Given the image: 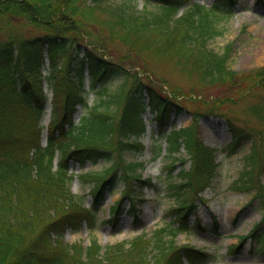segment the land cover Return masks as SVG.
Here are the masks:
<instances>
[{"label":"trees","instance_id":"1","mask_svg":"<svg viewBox=\"0 0 264 264\" xmlns=\"http://www.w3.org/2000/svg\"><path fill=\"white\" fill-rule=\"evenodd\" d=\"M84 1L0 0V264L204 263L211 254L177 242L180 233L190 230L194 197L211 186L218 167L216 150L204 144L193 125L173 127L164 135L169 154H179L184 147L191 164L179 174V183L170 187V195L177 199L174 219L151 237L141 234L130 242L108 247L97 240L87 247L65 243L62 236L67 229L78 230L84 223L94 229L96 225L93 211L85 209L83 200L69 188L73 179L70 167L115 160L101 172L83 175L94 184L98 203L108 188L123 182L122 198L112 208L109 222L113 224L122 213L124 198L135 200L137 191L154 187L138 172L142 164L128 163L124 155L144 150L138 137L145 131L147 106L156 111L160 129L167 125L175 107L182 110L173 99L179 89L175 88L174 96L157 94L142 82L140 72L127 69L125 61H129L130 53L118 63L106 59L107 44L122 41L143 60L142 70H148L147 56L172 57L208 85L229 83L238 89L241 74L228 66L231 46L219 52L209 45L222 32L216 19L229 13L237 0H216L209 8L194 0H147L157 11L144 14L130 12L128 2H122L106 8L111 18L102 23L96 19L95 10L104 0H92L90 5ZM15 23L35 26L41 34L20 35L12 29ZM85 70L90 77L89 90L95 95L91 105L83 88ZM244 75L251 86L264 84V67ZM119 76L125 82L133 78L132 87L107 95L105 84ZM45 83L52 93V111L43 146L40 121L48 100ZM145 89L151 99L148 105L143 97ZM208 100L203 102L206 113L227 115L219 111L221 101ZM79 107L83 111L76 122ZM247 112L264 121V103L249 106ZM226 118L232 134L228 153L243 140H253L233 188L255 190L252 199L260 201L264 213V155L255 147L254 134L238 127L230 116ZM193 120L198 121L197 113ZM260 225L250 236L264 248ZM239 249L241 244L230 248L232 252Z\"/></svg>","mask_w":264,"mask_h":264},{"label":"rangeland","instance_id":"2","mask_svg":"<svg viewBox=\"0 0 264 264\" xmlns=\"http://www.w3.org/2000/svg\"><path fill=\"white\" fill-rule=\"evenodd\" d=\"M194 1L209 8L216 0ZM122 2H128L131 6L130 12L136 14L157 11L154 4L147 0H104L96 6V19L101 22L111 18L106 8ZM83 4L90 5L93 1L85 0ZM182 11L183 9L180 13ZM216 25L222 32L209 43L210 48L223 52L231 46L228 66L241 74L239 76L241 84L238 89L233 88L229 83L208 85L202 82L197 74L186 72L185 68L177 64L176 59L172 57L147 56L146 65L149 71L142 70L140 65L144 63L143 60H140L138 54L128 49L122 41L107 44L106 59L118 63L121 57L130 53L133 56L130 55L129 61H125L127 69L131 73L140 72L142 82L153 87L162 97L172 96L173 91H176L175 88H178L177 96L173 95V99L183 108L178 111L175 107L169 114L167 125L160 129L156 111L147 106L143 114L145 131L138 137V140L144 144V150L128 151L124 158L128 163L142 164L138 172L142 173L143 179H150L154 187L146 186L143 190L137 191L135 200L124 198L122 213L116 224L109 221L113 218L114 204L122 198L125 189L123 182L117 183L112 189L108 188L103 200L98 203L93 195L94 184L83 178L85 172H101L115 160L99 161L94 165L89 162L82 166L74 164L70 167L73 179L69 188L74 195L83 200L85 209L93 211L96 225L94 229H91L87 223L78 230L67 229L62 236L65 243H79L87 247L92 240H97L103 247H108L130 242L141 234L151 237L156 229L169 224L174 219L172 210L177 204V199L170 195V187L179 183V174L183 169H189L191 160L184 147L179 154L170 155L164 135L173 127L185 128L193 125L197 136L204 144L216 150L218 167L211 186L202 195L194 197L195 210L190 216V230L179 234L178 244L188 245L211 254V258L201 264H264V248L256 237L250 236L259 223L261 225L258 233L264 234L262 205L259 200L252 199L255 190L241 192L233 188L244 169L253 140H243L233 153H228L227 147L232 140V134L226 118L227 115L230 116L238 127L254 134L255 147L264 155V121L254 118L247 112L249 106L264 103V84L251 86L248 76L244 75L264 67V0H237L229 13L216 19ZM12 29L26 37L41 34L35 26L24 23H15ZM83 52L84 50L81 51V55ZM45 62L47 67V58ZM43 72L46 74L47 70ZM89 80L90 77L85 70L83 88L88 91V105H91L95 102V95L89 90ZM133 82V78L126 82L123 76L113 78L105 84L107 95L121 89L128 91ZM44 91L49 101L40 121L43 145L46 143L52 107V94L47 83ZM242 92V96L238 97ZM143 97L145 104L148 105L151 99L146 89ZM207 98L211 103L216 99L221 101L217 104L219 111L227 115L206 113L203 102ZM82 111L79 107L74 116L76 122ZM194 113L198 114L197 122H193ZM262 182L264 184V173ZM238 244H241V249L232 252L230 248Z\"/></svg>","mask_w":264,"mask_h":264},{"label":"bare ground","instance_id":"3","mask_svg":"<svg viewBox=\"0 0 264 264\" xmlns=\"http://www.w3.org/2000/svg\"><path fill=\"white\" fill-rule=\"evenodd\" d=\"M50 106L47 108V112H49Z\"/></svg>","mask_w":264,"mask_h":264}]
</instances>
